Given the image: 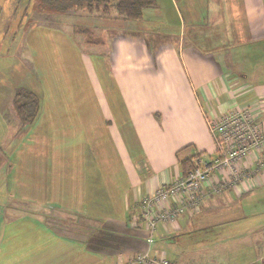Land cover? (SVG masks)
Wrapping results in <instances>:
<instances>
[{"label":"crops","instance_id":"1","mask_svg":"<svg viewBox=\"0 0 264 264\" xmlns=\"http://www.w3.org/2000/svg\"><path fill=\"white\" fill-rule=\"evenodd\" d=\"M156 1L139 19L113 8L100 16L112 26H102L101 34L116 32L114 45L104 49L115 58L110 69L123 78L117 84L123 110H90L87 122L77 111L72 117L74 109L69 117L54 109L39 112L11 140L13 125L0 109V146L25 140L27 151L22 162L15 156L11 173L5 161L0 169V264L127 263L147 248L144 225L132 220L143 197L181 174L184 159L214 155L205 113L220 115L264 97V0ZM154 21L163 24L154 28ZM95 28L88 27L94 37L88 45L101 38ZM164 31L172 41L151 48L149 33ZM125 102L142 108L126 112ZM58 129L74 144L63 146ZM47 130L55 132L52 143L44 139ZM143 140L156 147L142 150ZM223 177L215 173L210 182ZM204 193L199 209L174 224H159L156 253L175 264H260L264 217L253 227L245 221L264 203V171L252 181ZM24 200L49 207L46 216L39 206L21 209ZM80 216L85 221L78 224ZM53 219L61 224H49Z\"/></svg>","mask_w":264,"mask_h":264},{"label":"rangeland","instance_id":"2","mask_svg":"<svg viewBox=\"0 0 264 264\" xmlns=\"http://www.w3.org/2000/svg\"><path fill=\"white\" fill-rule=\"evenodd\" d=\"M255 1L252 0V2ZM106 4L110 6L108 10L103 4L99 11L95 9L92 13L87 9H80L68 13L49 14L48 12H38L35 8V0H0V109L5 116L9 117L11 125H13L14 134L11 140L20 138L17 133L19 130L18 113L14 103L15 95L20 89L34 92L37 95L39 112L42 114L54 109L59 111L57 114L66 113V117H69L72 112L70 110L74 109L71 116L76 118L75 111H77L78 117L87 122L90 121V118L86 114L90 110L101 115L119 112L118 109L123 110L122 103L117 102L119 97V85L117 84L123 78L119 77L116 70L110 69L115 58L109 52L106 53L104 49L114 45L116 32L110 31L109 38L105 36V33L101 34L100 32L102 26L112 28L107 22L108 20L100 19V16L108 15L106 12L110 13L109 11L112 9L109 3L106 2ZM222 12L227 16L223 8ZM92 24L97 25L95 31L101 36V38H96L99 41L97 45H88V35L76 32L77 28L90 27ZM162 24L160 21L150 23L154 28H160ZM149 34L147 43L151 48L152 43L155 48L170 43L169 41H172L171 37H173L167 36L166 31ZM102 38L104 42L101 43ZM71 104L74 108H71ZM135 106L142 108L141 104L124 103L126 112L133 113L134 110H137ZM143 109L146 108L143 107ZM45 132L48 134L44 133V139L49 138L48 143H52L53 138L56 139L55 132L48 130ZM60 133V137L63 138V146H70L71 142L74 144L76 139L71 141L65 129L60 130ZM80 141L78 137L76 144H80ZM9 142L10 140L7 141V145L0 146V169L3 161L8 163L7 174L14 170L15 156L21 157V161L18 159V162H22L24 152L27 153L22 147L25 140ZM155 143L154 140H143L141 148L145 150L146 147H156ZM19 144L21 146L15 149ZM62 152L64 153V150ZM82 153L78 150V159ZM88 159L92 160L91 157ZM21 174L25 179V168L23 167H20L16 178L21 180ZM15 199L17 198L12 200ZM22 202L25 206L20 204L21 209L25 207L28 210L31 209L30 211H35L39 208L45 216L46 211L49 210V207L43 204L33 205L32 201L25 200ZM254 212L256 213L249 214L251 217L245 221L246 228L253 227L254 224L257 226L256 223L260 221L257 218L264 217L262 215L264 203L260 204ZM49 217L46 218L47 222H50ZM73 220L62 221V223H70ZM84 221L85 219L80 216L77 223L80 224ZM54 223L61 224V221L53 219L49 224ZM242 232L244 233L245 230ZM256 234V232L248 234V237L251 238V235L254 237ZM263 240V237L258 238L260 244H264Z\"/></svg>","mask_w":264,"mask_h":264},{"label":"built area","instance_id":"3","mask_svg":"<svg viewBox=\"0 0 264 264\" xmlns=\"http://www.w3.org/2000/svg\"><path fill=\"white\" fill-rule=\"evenodd\" d=\"M263 115L264 97L220 115L205 113L214 139V155L196 154L195 166L187 174H179L143 197L132 220L135 226L144 225L147 248L125 264H175L155 251L159 224H174L186 211L199 209L208 188L211 193H219L228 186L252 181L264 171ZM215 173L224 177L211 183ZM259 261L264 264V255Z\"/></svg>","mask_w":264,"mask_h":264},{"label":"trees","instance_id":"4","mask_svg":"<svg viewBox=\"0 0 264 264\" xmlns=\"http://www.w3.org/2000/svg\"><path fill=\"white\" fill-rule=\"evenodd\" d=\"M106 2L109 3L119 15L128 19L141 18L145 8L153 7L157 3L156 0H35V8H37L38 12H48L49 14L68 13L80 9H87L92 13L95 9L99 11L103 4L105 9L108 10L110 6H108ZM76 32L85 33L88 35L89 39H92V35L88 34L90 32L88 27H79L76 29ZM14 103L18 113L17 121L19 130H17V133L21 134L25 126L31 124L37 117L39 113V99L34 92L20 89L15 95ZM195 156L196 155L181 161V172L184 175L194 168Z\"/></svg>","mask_w":264,"mask_h":264}]
</instances>
